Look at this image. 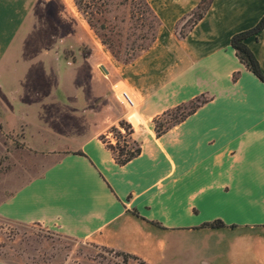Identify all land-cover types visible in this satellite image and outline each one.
I'll use <instances>...</instances> for the list:
<instances>
[{
    "label": "crops",
    "instance_id": "1",
    "mask_svg": "<svg viewBox=\"0 0 264 264\" xmlns=\"http://www.w3.org/2000/svg\"><path fill=\"white\" fill-rule=\"evenodd\" d=\"M147 2L160 20L156 37L120 62L105 51L65 53L75 42L62 33L63 21L74 27V0H0V61L16 73L8 75L22 73L11 61L49 56L36 48L42 36L55 52L47 76L63 81L59 67H81L86 77L82 85H6L13 125L0 120L2 127L46 161L0 198V218L39 223L143 264H264V81L230 44L260 20L264 0H212L184 36L175 26L199 0ZM246 42L264 71V28ZM26 73L37 75L35 67ZM120 83L133 106L117 97ZM60 94L69 109L54 107ZM196 96L207 100L155 133L154 116ZM120 119L141 146L123 164L100 139ZM216 219L223 226H203Z\"/></svg>",
    "mask_w": 264,
    "mask_h": 264
},
{
    "label": "rangeland",
    "instance_id": "2",
    "mask_svg": "<svg viewBox=\"0 0 264 264\" xmlns=\"http://www.w3.org/2000/svg\"><path fill=\"white\" fill-rule=\"evenodd\" d=\"M77 6V5H76ZM73 16V29L66 26L71 23L63 21L65 27L62 33L70 32L74 38V47H65V53L70 55L75 51L83 52L85 55L91 52L102 53L105 51L111 57L122 62L127 57L140 54L145 47L153 41L156 21L153 14L148 10L144 0H83L81 9ZM62 18V17H60ZM77 22V23H76ZM150 25L152 27L150 28ZM42 35V34H40ZM36 48L47 49L49 56L41 53L35 58L23 57L20 60L11 61L23 65L19 71L22 73L7 72V65L0 61V120L6 125H13L6 94H3L9 82L19 83V86H66L70 84L82 85L85 83V75L80 68H68L62 71L59 67V74L49 71L46 75L45 68L50 70L56 68L54 62V45L51 41H45L41 36ZM99 50V51H98ZM47 51V53H48ZM98 53V54H99ZM51 55V56H50ZM75 58V56H73ZM30 67H35L37 75L27 74ZM18 70V69H17ZM72 70L78 79L71 81ZM7 75V80L2 81V74ZM107 73V72H104ZM107 75V74H105ZM68 76L69 78L65 77ZM83 77V78H82ZM116 95L122 102H126L122 96L124 86H114ZM61 95V94H60ZM65 95L59 96L60 101H55L54 107L67 110L68 100ZM98 101V115L102 117V104ZM106 102V100H105ZM119 103V102H118ZM128 105V104H127ZM98 107V105L96 106ZM179 110L169 111L162 115L161 119L169 120ZM67 114L62 116L63 119ZM123 133L106 130V139L114 144L123 145ZM125 149L134 147L135 144L129 137ZM44 157H39L22 147L20 139L5 130L0 123V198L22 183L31 175L37 174L45 163ZM0 261L9 264H143L139 259L125 258L111 249L100 247L94 243L83 241L64 235L56 230L47 229L39 223H16L0 218Z\"/></svg>",
    "mask_w": 264,
    "mask_h": 264
},
{
    "label": "trees",
    "instance_id": "3",
    "mask_svg": "<svg viewBox=\"0 0 264 264\" xmlns=\"http://www.w3.org/2000/svg\"><path fill=\"white\" fill-rule=\"evenodd\" d=\"M211 1L212 0H199L197 5L193 9H191L189 12L184 14L179 19V21L175 26V31L177 35L184 36L187 30L203 16L204 12L209 7ZM74 2L77 5V7L81 9L83 0H74ZM144 3L147 6L148 10H150V12L153 14L156 21L155 34L153 35L152 38L154 40L156 37L160 20L157 17V15L154 13L152 8L149 6L147 0H144ZM151 27L152 25H150V28ZM263 28H264V14L253 27L233 33L230 37V44L235 49V53L238 56V58L241 60V62H244L250 70H252L261 80L264 81V71L260 65V62L256 57L255 53L253 52V50L246 42V38L248 36L259 33ZM136 56L137 55L133 54L127 57V59H124L122 62H128L133 58H135ZM206 100H207L206 96H196L188 101L181 102L171 108H168L163 112H161L160 114H157L156 116L153 117L155 133L157 135L162 134L168 128H170L171 126H173L174 124L178 123L183 118H185L188 114L192 113L201 103H203ZM172 110L175 111L179 110V112L173 114L169 120L161 119L162 115L168 114L169 111ZM122 129L125 133L123 135V139H124L123 145H119L118 142L117 144H114L110 140L106 139V133H102L100 135V139L112 151L115 160L119 164L125 163L126 161L137 155L141 150L140 143L132 137L133 127L130 122L126 121L125 119H120L118 124H113L109 127V131L114 130L117 131L118 133H123ZM126 136L129 137L131 141L135 144L134 147L125 149V146L128 143V140L125 138ZM223 224L224 223L221 220L216 219L213 221L204 222L203 226L220 227L223 226ZM114 252L121 255L123 259L128 257L137 259V257L128 253L118 252V251H114Z\"/></svg>",
    "mask_w": 264,
    "mask_h": 264
},
{
    "label": "built area",
    "instance_id": "4",
    "mask_svg": "<svg viewBox=\"0 0 264 264\" xmlns=\"http://www.w3.org/2000/svg\"><path fill=\"white\" fill-rule=\"evenodd\" d=\"M113 88H114V86H113ZM115 89V88H114ZM122 96H123V98L125 99V101L126 102H122L125 106H127V107H131V106H133V104H134V100H133V98H132V96L130 95V93H129V91L127 90V89H125L124 88V90H122ZM128 104V105H127Z\"/></svg>",
    "mask_w": 264,
    "mask_h": 264
}]
</instances>
